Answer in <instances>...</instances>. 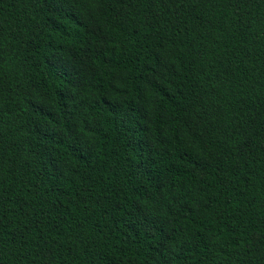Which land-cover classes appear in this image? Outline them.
I'll return each mask as SVG.
<instances>
[{"label": "trees", "instance_id": "1", "mask_svg": "<svg viewBox=\"0 0 264 264\" xmlns=\"http://www.w3.org/2000/svg\"><path fill=\"white\" fill-rule=\"evenodd\" d=\"M0 264H264V0H0Z\"/></svg>", "mask_w": 264, "mask_h": 264}]
</instances>
